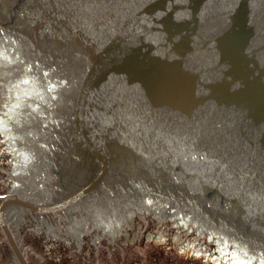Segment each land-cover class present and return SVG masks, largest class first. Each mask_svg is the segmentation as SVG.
Here are the masks:
<instances>
[{"label": "water", "instance_id": "obj_1", "mask_svg": "<svg viewBox=\"0 0 264 264\" xmlns=\"http://www.w3.org/2000/svg\"><path fill=\"white\" fill-rule=\"evenodd\" d=\"M0 28L56 67L72 98L63 150L76 166L70 153L82 152L95 175L52 204L14 196L0 212L54 211L99 184L142 185L121 192L153 206L176 193L165 200L263 255L264 0H0ZM31 69L58 120L61 87L36 56ZM150 185L172 191L152 197Z\"/></svg>", "mask_w": 264, "mask_h": 264}, {"label": "rangeland", "instance_id": "obj_2", "mask_svg": "<svg viewBox=\"0 0 264 264\" xmlns=\"http://www.w3.org/2000/svg\"><path fill=\"white\" fill-rule=\"evenodd\" d=\"M0 52L1 61H7L8 72L4 94L6 133L0 136L3 141L0 142V157H3L0 175L8 184L0 195L17 191L20 197H27L39 186L38 194L42 198L51 188L49 185L59 183V177L47 171L50 160L45 147L51 144L49 131L54 123L46 83L31 69L35 54L24 37L0 30ZM98 197L83 200L86 214L77 205L62 209L58 212L61 221L53 220L57 215L21 210L27 223L22 226L13 223V227H18L22 240L28 242L24 246L29 248L28 252L38 246L37 242L41 243L42 237H52L54 227L57 235H78V241L73 242L79 248L168 251L169 256L163 255L160 259L178 260L172 264H264L255 250L179 210L137 206L113 192L100 191ZM37 222L43 224L42 228L41 225L37 228ZM180 250L185 254L175 257ZM213 255H219L215 256V262H212Z\"/></svg>", "mask_w": 264, "mask_h": 264}, {"label": "flooded vegetation", "instance_id": "obj_3", "mask_svg": "<svg viewBox=\"0 0 264 264\" xmlns=\"http://www.w3.org/2000/svg\"><path fill=\"white\" fill-rule=\"evenodd\" d=\"M1 30V29H0ZM1 32L6 33L8 30H1ZM21 36V35H20ZM23 37V36H22ZM28 42V41H27ZM32 46V51L34 52L36 56V64L37 67L40 68V63H39V58L38 54L35 51V44L30 43ZM2 57V54L0 52V58ZM4 59V56H3ZM5 60V61H4ZM1 61L0 59V136L5 135L6 133V100L7 98L4 96L7 93V88L6 86L8 85L7 82V77H8V72H7V61L4 59ZM51 68L49 69L50 72L47 73L48 78L52 80L54 83H56L58 86L61 87V91L63 94V98L60 100L59 104V112L60 117H58V120L54 117L53 123L54 125L49 131L50 134V142L51 144L47 148L48 150V160H50V166L47 169L50 173L52 172L53 176H58L59 177V183H52V185H49L51 188H49L48 192L43 195L41 198L39 196V189L40 187L38 186L37 191H32L27 197H20L17 193V191L12 192V193H4L0 195V204L2 201L11 198V197H18L22 199H27L31 202L37 203V204H48L55 202L57 199L65 196L66 194H71V192H75L77 190H80L81 188H85V183L88 180H91L95 177L92 176V163L91 160H85L83 159V154L81 152H71L70 154L72 155L73 158L76 159L77 161V166L86 167L88 169L84 168V174H80L76 179H71L73 183L71 184L70 188H65L64 184V179H63V174L61 172V167L65 163V152L63 151L65 141L67 142V139L69 138L67 135L71 134V127H70V112L65 108V103L70 100V92L64 87V84L55 77V71L56 67L53 65H50ZM3 69V71H2ZM51 75V76H49ZM54 77V78H53ZM5 81V83H3ZM4 86V88H3ZM2 121L4 124H2ZM58 121V129L56 128V123ZM38 132V131H37ZM2 143L3 141L0 140ZM75 156V157H74ZM125 157V155H119L117 158ZM3 159V157H2ZM0 157V162L2 161ZM121 171V170H120ZM120 171H116V173L119 174ZM122 172V171H121ZM38 173V170L36 174ZM35 174V173H34ZM39 175V174H38ZM0 191H5L7 190V179H5L2 175H0ZM118 175L114 178H117ZM108 179H112V177H109ZM39 185V184H38ZM135 188H128L122 184H119L117 187L112 186V185H107V184H99L97 186H94L86 191L84 195H82L79 199L74 200L70 202L68 205L58 208L57 210L54 211H48V212H38L34 210L27 209L25 207H22L17 204L9 203L3 206L1 212H0V264H167L170 263L172 264L173 262H178L177 259H160L163 255H168V251H152L151 249H144V250H120V249H95V248H79L76 246V242L73 241H78L76 239V234L73 233H62L60 235H57L55 228L52 227L54 230L52 237L47 236L46 238H43L39 240V243L37 242L36 245H38L36 248H30V251L28 252L29 248H24L25 245H27V241L22 240V233L18 231V227H13V223H15L17 226H22L24 223H27L25 221V218L21 216V210H29L33 213L37 214H52V215H57L53 217L54 221H61L62 218L58 216V212L64 208L71 207L72 205H77V209L81 210L84 214L88 212L85 208L86 205L83 207V200L86 197L90 196H96L97 198H100V191L102 192H113L117 196L121 195L123 197H126L129 199L134 205L137 206H142V207H148L152 208L153 210H156L155 208L159 207H166L167 209H173V208H178L181 210L182 213L190 215L192 218H195L193 213H188L187 211L182 210L181 205L172 203L171 200L165 198H175L177 197L176 193L172 192H163L161 195H159V190L163 189L167 191L168 189H172L169 187H164L160 185H150L152 191H155L152 193V197L155 195H159L162 200L159 202L153 200L152 204L159 203L157 206L153 205H148L145 203H140L137 200H135L134 197L129 196L128 194L122 193L121 190L125 191H133L136 194L137 190L142 189V185H134ZM158 187V188H157ZM56 188V189H54ZM176 188V187H173ZM178 188V187H177ZM146 189H149L147 187ZM172 191V190H171ZM36 193V195L34 194ZM157 193V194H154ZM49 198L48 200H43L44 198ZM102 197V196H101ZM53 198V199H51ZM35 200V201H33ZM68 219V218H67ZM71 219V218H69ZM65 220V219H64ZM37 228L40 229V225L42 228V223L37 222ZM207 226V225H206ZM209 227V226H208ZM215 228V227H212ZM217 229V228H215ZM217 230H222L228 235L232 236L233 238L239 240L238 238L234 237L232 234L228 233L224 229H217ZM42 236V234H38ZM12 243H10V241ZM34 240V238H33ZM240 241V240H239ZM241 242V241H240ZM244 244L246 247H250L246 245L245 243L241 242ZM251 248V247H250ZM253 249V248H251ZM261 250V249H260ZM172 252V251H171ZM261 258L264 260V253L260 251H256ZM167 253V254H166ZM177 253V251L175 252ZM180 253V254H179ZM182 254H185L184 250H180L178 254L175 256H180ZM173 256V255H172ZM198 257L201 256L200 254L197 255ZM215 256L219 255H213L212 262H215ZM247 258V256H246ZM164 263H163V262ZM162 262V263H161Z\"/></svg>", "mask_w": 264, "mask_h": 264}, {"label": "bare ground", "instance_id": "obj_4", "mask_svg": "<svg viewBox=\"0 0 264 264\" xmlns=\"http://www.w3.org/2000/svg\"><path fill=\"white\" fill-rule=\"evenodd\" d=\"M64 151V150H63ZM65 152V151H64ZM61 172L63 174L65 188H70L71 183H73L74 179L78 177L80 174H84L65 154V163L61 167ZM73 179V181H71ZM75 183V181H74Z\"/></svg>", "mask_w": 264, "mask_h": 264}]
</instances>
